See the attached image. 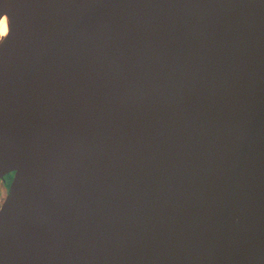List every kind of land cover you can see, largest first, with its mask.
<instances>
[{
	"label": "water",
	"instance_id": "95a60500",
	"mask_svg": "<svg viewBox=\"0 0 264 264\" xmlns=\"http://www.w3.org/2000/svg\"><path fill=\"white\" fill-rule=\"evenodd\" d=\"M0 264H264V0H0Z\"/></svg>",
	"mask_w": 264,
	"mask_h": 264
},
{
	"label": "flooded vegetation",
	"instance_id": "af4514ba",
	"mask_svg": "<svg viewBox=\"0 0 264 264\" xmlns=\"http://www.w3.org/2000/svg\"><path fill=\"white\" fill-rule=\"evenodd\" d=\"M11 177H12V173H10L9 175H6L2 179H0V192L3 191L4 194H6L7 189L9 187V184H10Z\"/></svg>",
	"mask_w": 264,
	"mask_h": 264
},
{
	"label": "bare ground",
	"instance_id": "6f19581e",
	"mask_svg": "<svg viewBox=\"0 0 264 264\" xmlns=\"http://www.w3.org/2000/svg\"><path fill=\"white\" fill-rule=\"evenodd\" d=\"M7 33L6 19L3 17L0 20V39Z\"/></svg>",
	"mask_w": 264,
	"mask_h": 264
},
{
	"label": "rangeland",
	"instance_id": "374dc122",
	"mask_svg": "<svg viewBox=\"0 0 264 264\" xmlns=\"http://www.w3.org/2000/svg\"><path fill=\"white\" fill-rule=\"evenodd\" d=\"M2 192H0V205L3 202L4 196H5L4 192L3 193Z\"/></svg>",
	"mask_w": 264,
	"mask_h": 264
}]
</instances>
